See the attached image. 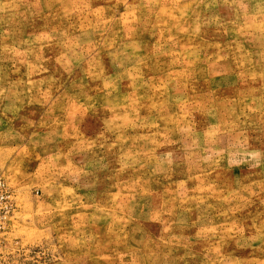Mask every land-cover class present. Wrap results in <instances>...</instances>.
I'll list each match as a JSON object with an SVG mask.
<instances>
[{
	"label": "rangeland",
	"instance_id": "obj_1",
	"mask_svg": "<svg viewBox=\"0 0 264 264\" xmlns=\"http://www.w3.org/2000/svg\"><path fill=\"white\" fill-rule=\"evenodd\" d=\"M0 264H264V0H0Z\"/></svg>",
	"mask_w": 264,
	"mask_h": 264
}]
</instances>
